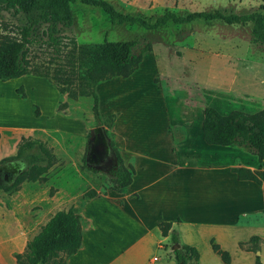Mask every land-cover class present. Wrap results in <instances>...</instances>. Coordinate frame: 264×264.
Masks as SVG:
<instances>
[{
    "label": "crops",
    "instance_id": "crops-1",
    "mask_svg": "<svg viewBox=\"0 0 264 264\" xmlns=\"http://www.w3.org/2000/svg\"><path fill=\"white\" fill-rule=\"evenodd\" d=\"M175 41L151 43L129 77L94 88L99 122L114 115L109 141L133 174L121 192L94 191L96 196L83 202L77 211L80 247L65 264H176L172 232L197 253L187 264H223L210 242L228 254V264H254L256 256L264 264V166L242 148L205 144L201 131L204 107L220 115L262 109L264 44L254 42L250 31L228 38L201 34L195 45ZM177 85L197 91V98L178 95L170 87ZM59 96L67 110L76 103ZM153 101L160 102L158 119L147 110ZM90 118L91 124L72 120L82 130L69 132L83 136L99 128L104 135L103 126ZM28 129L11 131L25 137L60 131ZM237 167L249 170L259 184L238 180L230 171ZM161 222L171 224L166 237L158 229ZM251 237L258 241L244 245L250 250L238 246ZM161 251L162 258L156 257ZM9 261L14 264L13 256Z\"/></svg>",
    "mask_w": 264,
    "mask_h": 264
},
{
    "label": "trees",
    "instance_id": "trees-1",
    "mask_svg": "<svg viewBox=\"0 0 264 264\" xmlns=\"http://www.w3.org/2000/svg\"><path fill=\"white\" fill-rule=\"evenodd\" d=\"M258 10L236 15L230 8H219L205 12H184L178 14L165 10L151 17L134 16L117 12L103 0H0V12L10 11L12 15H22L24 22L11 25L0 22V82H6L21 76H33L44 79L69 101L85 98L91 100V113L98 119L97 97L94 92L96 84L114 77L125 79L138 67L143 53L150 50L149 38H134L130 41L78 44L73 38L64 34V29L72 26L73 18L70 5L80 3L83 6L101 9L111 24L137 26L146 35L178 31L177 27L195 22L207 24L221 22L227 26H244L251 24L250 36L259 44H264V0H260ZM44 25L43 29H39ZM173 27V28H171ZM40 30V31H39ZM144 34V33H143ZM148 39V40H147ZM141 46V47H140ZM15 93L23 99L21 88ZM65 104L58 105L61 111ZM34 116H38L37 109ZM114 115H109L104 126L110 128ZM202 140L207 145L235 146L246 150L257 159L259 167L264 166V102L262 109L253 114L232 111L220 115L210 107H204L201 123ZM93 132L105 140L99 128ZM33 147L37 155H25ZM114 155V165L109 171L110 190L121 192L131 183L133 169L125 167L122 160L109 141ZM24 159L27 167L18 173L11 183H0V191L11 194L18 191L23 182H36L56 163L50 148L38 139L21 137L16 145V154L3 158L1 164ZM238 180L259 184V180L247 169L231 168ZM96 196L94 191L84 195L88 200ZM171 224L161 222L158 229L166 237ZM251 237L238 246L250 250L249 246L257 242ZM176 264H187L197 260L193 248L182 246L175 233L169 236ZM81 243L80 217L73 207L54 213L38 232L27 242L21 253L14 254V264H65L66 258L75 254ZM213 253L219 256L223 264L229 263L228 254L210 242ZM254 264H261L258 256Z\"/></svg>",
    "mask_w": 264,
    "mask_h": 264
},
{
    "label": "rangeland",
    "instance_id": "rangeland-1",
    "mask_svg": "<svg viewBox=\"0 0 264 264\" xmlns=\"http://www.w3.org/2000/svg\"><path fill=\"white\" fill-rule=\"evenodd\" d=\"M109 3L117 12L134 16L151 17L159 15L165 10L178 14L184 12L213 11L226 6L236 15L251 13L258 10L260 1L240 0L226 4V0H103ZM226 4V5H225ZM73 18L72 26L64 29V34L73 38L78 44L130 41L134 38H149L150 44L155 41H175L178 44L195 45L198 36L216 35L217 37H232L236 35L248 36L251 24L244 26H227L221 22L210 24L195 22L177 27L178 31L155 33L146 35L137 26L113 25L108 16L99 8L83 6L80 3L70 5ZM0 22L19 26L24 22L23 16L12 15L10 11L0 12ZM40 25L38 28L43 29ZM173 28V27H171ZM40 31V30H39ZM144 33V34H143ZM148 40V39H147ZM141 47V46H140ZM168 87V86H167ZM178 95L186 98H197V91L181 85L170 86ZM21 88L24 94L22 99L15 93ZM185 90V92L181 90ZM168 89V88H167ZM26 93V97H25ZM58 92L44 79L33 76L0 82V160L16 154V145L21 137L12 132L14 126L23 127V132H29V127L43 130H60L39 133L31 137L38 139L51 149L56 163L47 170L41 181L23 182L18 191L5 194L0 191V264H12L9 260L15 253H21L25 242L30 240L47 220L57 211L73 207L76 212L85 201L84 195L89 191L103 193L109 188V171L113 162L103 165L98 161L95 146L109 149L110 135L104 122L94 119L95 126L101 127L105 132L104 141L93 130L88 134L78 136L72 130L80 131V124L72 122L79 119L84 124H91V100L82 98L72 104L68 109L65 102H60ZM157 106H155L153 103ZM65 104L62 110L55 113V105ZM37 109L38 116H34ZM102 111L104 108H101ZM147 110L157 119L161 116L160 102L153 101ZM86 120V122H85ZM65 131V132H61ZM80 133V132H79ZM26 134V133H24ZM97 136L99 140L93 141L91 137ZM108 142H107V141ZM112 154V153H111ZM25 155H37L36 147L24 152ZM113 156V154H112ZM113 158V157H111ZM112 163V164H111ZM27 167L24 159L10 161L0 165V183L9 184L14 177ZM264 178V175H262ZM163 252L155 256L162 258Z\"/></svg>",
    "mask_w": 264,
    "mask_h": 264
},
{
    "label": "flooded vegetation",
    "instance_id": "flooded-vegetation-1",
    "mask_svg": "<svg viewBox=\"0 0 264 264\" xmlns=\"http://www.w3.org/2000/svg\"><path fill=\"white\" fill-rule=\"evenodd\" d=\"M91 139H93V141L99 140L97 138V136H93V137H91ZM94 151H95V153L92 154L93 160L97 156L99 162H102V163L109 162L110 163L112 154H111L110 150L106 147V145H103V146H95L94 145Z\"/></svg>",
    "mask_w": 264,
    "mask_h": 264
},
{
    "label": "water",
    "instance_id": "water-1",
    "mask_svg": "<svg viewBox=\"0 0 264 264\" xmlns=\"http://www.w3.org/2000/svg\"><path fill=\"white\" fill-rule=\"evenodd\" d=\"M175 249H176V247H172L171 251H173V250H175Z\"/></svg>",
    "mask_w": 264,
    "mask_h": 264
}]
</instances>
